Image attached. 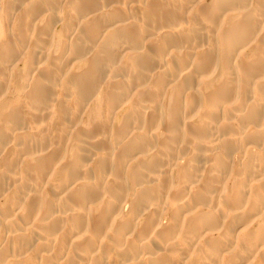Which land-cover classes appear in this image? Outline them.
Instances as JSON below:
<instances>
[{
  "label": "bare ground",
  "instance_id": "6f19581e",
  "mask_svg": "<svg viewBox=\"0 0 264 264\" xmlns=\"http://www.w3.org/2000/svg\"><path fill=\"white\" fill-rule=\"evenodd\" d=\"M5 4L0 264H264V0Z\"/></svg>",
  "mask_w": 264,
  "mask_h": 264
},
{
  "label": "rangeland",
  "instance_id": "374dc122",
  "mask_svg": "<svg viewBox=\"0 0 264 264\" xmlns=\"http://www.w3.org/2000/svg\"><path fill=\"white\" fill-rule=\"evenodd\" d=\"M5 2H6V0H0V42H2V41H4V38H6V26H9V25H11V26H14V23H15V20L14 21H11L10 20V22L12 23H10V22H7V24H6V19H5V6H6V4H5ZM209 2V1H208ZM5 4V5H4ZM5 9V10H4ZM17 14V13H16ZM10 23V24H9ZM4 35H5V37H4ZM178 40V38L177 37H173V39H172V41H171V43H174V42H176ZM50 45V43H48V47H47V49H46V52L47 53H45L46 54V56H45V54H44V56L46 57V58H44V56H42L44 59H43V61L45 60L46 61V59L48 58H51L52 57V48H51V46H49ZM49 54V55H48ZM42 57H38L39 58V60L41 59L42 60ZM47 59V60H48ZM20 67V68H19ZM22 65L21 64H19V65H17V68H15L14 70L15 71H18V69L19 70H21L22 69ZM9 71L8 70H6V71H4V72H2V73H0V76H3V77H0V86L2 85H4L5 87H4V91L3 92H1L0 91V109L3 107V103H5L6 104V106L7 107H11L13 104H14V102L17 100V95H15L16 93L14 92V85H12V84H14L15 82H14V80L15 79H11V76H10V74L11 73H8ZM11 72V71H10ZM10 76V77H9ZM1 78H4V79H2L1 80ZM10 79V80H9ZM2 81V82H1ZM7 81H8V83L9 84H7ZM13 82V83H12ZM2 83V84H1ZM3 83H5V84H3ZM1 86V87H2ZM5 88H8L7 90L5 89ZM1 89V88H0ZM8 93V94H6L5 95V93L6 92ZM5 92V93H4ZM4 96L5 95V97H1V96ZM10 95V96H9ZM14 95V96H13ZM12 98V100L11 101H9L10 99ZM6 98V99H5ZM6 100V102H4ZM9 102V103H8ZM2 106V107H1ZM54 108H56V106H54ZM56 113V111H54V113L52 112L51 114H50V118H49V120L47 121V122H50L51 123V121H53V119H58V115H56L55 114ZM237 162V163H236ZM236 163V164H235ZM235 165L238 167V165H239V160H234L233 162H232V165H231V169H233V171H234V169L235 168H237V167H235ZM17 183H12V184H10V183H8V186L10 187V188H13L15 185H16ZM10 188H9V190H10ZM9 190H8V192H9ZM20 223L21 221L20 220H16L13 224H14V226H13V224H12V226L11 227H13L14 229H15V227L17 226L16 224L18 223V222ZM41 259H38V262L40 261ZM43 263V262H42ZM43 264H45V263H43Z\"/></svg>",
  "mask_w": 264,
  "mask_h": 264
}]
</instances>
